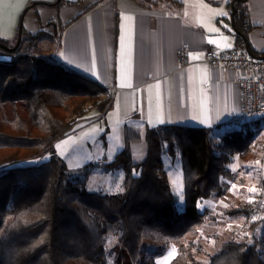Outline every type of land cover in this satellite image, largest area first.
<instances>
[{
	"label": "trees",
	"instance_id": "trees-1",
	"mask_svg": "<svg viewBox=\"0 0 264 264\" xmlns=\"http://www.w3.org/2000/svg\"><path fill=\"white\" fill-rule=\"evenodd\" d=\"M233 9L237 47L247 45L261 56L247 41L253 25L246 8L238 1ZM18 35L14 48L0 39V53L13 56L12 63L0 62V264H136L146 244L157 246L153 257L174 245L177 254L169 264H264V231L252 243L229 239L206 263L195 262L204 221L197 205L225 193L227 165L252 141L253 120L228 123L216 142L206 127L162 125L147 128L143 136L127 129L125 148L106 164L121 170L120 191L89 189L93 165L69 173L53 144L88 105L107 109L112 94L97 81L21 50L23 41L41 35L22 29ZM139 139L146 153L134 163L128 145ZM162 151L181 162L180 210ZM47 152L52 153L48 159L22 165ZM256 211L244 205L237 212L253 229L259 223L250 219Z\"/></svg>",
	"mask_w": 264,
	"mask_h": 264
},
{
	"label": "crops",
	"instance_id": "crops-1",
	"mask_svg": "<svg viewBox=\"0 0 264 264\" xmlns=\"http://www.w3.org/2000/svg\"><path fill=\"white\" fill-rule=\"evenodd\" d=\"M231 1L0 0V39L14 48L19 29L41 35L23 41V50L113 92L107 109L90 108L62 137L77 144L72 170L93 165L89 189L109 191L115 180L120 184L121 170L106 164L125 148L127 129L143 136L162 125L206 127L220 137L232 124L241 107L235 73L203 61L207 48L239 49ZM241 2L253 25L247 41L262 56L264 0ZM253 121L252 130H264V119ZM128 146L131 160L142 161L144 139Z\"/></svg>",
	"mask_w": 264,
	"mask_h": 264
},
{
	"label": "rangeland",
	"instance_id": "rangeland-1",
	"mask_svg": "<svg viewBox=\"0 0 264 264\" xmlns=\"http://www.w3.org/2000/svg\"><path fill=\"white\" fill-rule=\"evenodd\" d=\"M90 106L92 107V105ZM86 108L89 110V105ZM253 131H255V134L252 141L247 144L245 151L241 154H233L227 165L230 176L222 179L225 193L202 199L197 205L198 209L204 212V221L201 224L197 238L198 250L195 252V262L197 263H206L210 256L219 251L223 243L229 239L252 243L255 241L254 238L258 240L264 231V130L253 129ZM219 134L217 131L213 133L212 136L215 142L219 140ZM61 138L54 142L53 150L56 148L54 152L64 160L67 171L74 173L77 170H72V168L78 166L73 156L77 144L69 136ZM51 154V152L44 153L40 158L26 161L22 165L39 163L48 159ZM161 159L169 186L173 193L177 195L176 207L180 210L183 203V179L180 159L178 156L172 158L165 151H162ZM82 167H88L91 170L92 164L89 163V165ZM120 179H122V176ZM115 181L116 185L109 190L110 192L120 191L121 183L118 184V180ZM112 185H114V181ZM244 205L257 209L256 213L250 218L251 220L259 219L258 225L253 229L244 221V217L237 212ZM110 244H108V248L111 247ZM258 248L260 247L258 246ZM156 250L158 248L155 245H144L136 264H169L177 254L174 245L167 247L161 255H154L153 257ZM260 250L264 253V239Z\"/></svg>",
	"mask_w": 264,
	"mask_h": 264
},
{
	"label": "built area",
	"instance_id": "built-area-1",
	"mask_svg": "<svg viewBox=\"0 0 264 264\" xmlns=\"http://www.w3.org/2000/svg\"><path fill=\"white\" fill-rule=\"evenodd\" d=\"M23 52V47L21 48ZM185 48L179 49V61L183 62ZM203 61L210 68L226 67L235 73L239 87L241 107L232 123L264 119V55H249L244 49L231 48L216 51L207 48ZM0 62L12 63L13 56L0 53ZM112 94V90H109ZM91 108V106L89 105Z\"/></svg>",
	"mask_w": 264,
	"mask_h": 264
},
{
	"label": "water",
	"instance_id": "water-1",
	"mask_svg": "<svg viewBox=\"0 0 264 264\" xmlns=\"http://www.w3.org/2000/svg\"><path fill=\"white\" fill-rule=\"evenodd\" d=\"M234 1H235V0H232V1H231V9H232V11H231V24H232V26H233V30H234V32H238L237 29L234 27V22H233V21H234L233 16H234V13H235V11H234V9H233V8H234V6H233ZM238 1H243V0H238ZM19 42H20V35L17 37L15 47L19 44ZM244 49H245V51H246L249 55H253V54L251 53V51L248 49V46H247V45H245ZM253 56H254V55H253Z\"/></svg>",
	"mask_w": 264,
	"mask_h": 264
}]
</instances>
